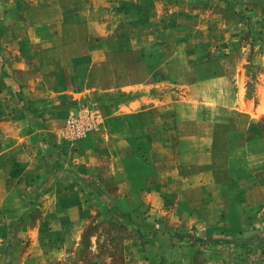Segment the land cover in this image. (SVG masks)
I'll return each instance as SVG.
<instances>
[{
    "label": "rangeland",
    "instance_id": "1",
    "mask_svg": "<svg viewBox=\"0 0 264 264\" xmlns=\"http://www.w3.org/2000/svg\"><path fill=\"white\" fill-rule=\"evenodd\" d=\"M32 1L37 8L48 5L52 10L55 4V15L59 7H66L67 22L60 27L51 20V26H44L51 37L63 36L61 46H55L60 44L56 39L37 40L34 33L36 40L27 48L33 53L24 59L32 69L18 73L29 87L19 90L22 113L32 116L28 128L40 136L33 140L36 163L23 162L18 167L15 160H26L28 155L12 151L5 161L0 160V264H129L132 260L125 249L129 240L153 251L138 264H170L178 257L180 264H208V260L228 264L225 259L239 252L247 254V264H264V251L252 252L254 242L249 236L250 240L204 239L205 247H220L216 252L224 259L221 263L199 250L195 254L194 249L202 245L193 241L192 232L174 239V244L181 243L180 254L166 250L167 236H163V247L152 249L150 242L157 236L148 237L153 221L141 215L132 220L127 215L120 222L106 215L101 205L84 200L83 226L77 237L70 224L81 219L54 217L51 209H57L58 202L47 205L45 214L41 213L46 208L41 212L30 202L33 186L45 188L49 181L44 158L59 166L64 162L63 171L72 176L71 165L84 155L76 142L100 131L106 111L125 100L158 95L166 101L161 110L145 111L152 120L148 124L152 132L156 130V137L163 134L165 140L170 131L197 130L214 131L221 145L232 144L235 137L242 141L256 135L264 140V115L255 118L251 113L253 104H259V114L264 112V0H61V5L59 0ZM40 16L27 9L18 17L23 25H15L19 21L6 25L4 33L24 37L36 28L44 29L32 24ZM26 18L31 20L25 23ZM47 111H51L47 121L57 141L39 130ZM212 113L215 118L209 122L206 115ZM93 115L99 120L92 131L79 139L67 133L69 117L86 122ZM99 140L83 139L84 150L98 154ZM148 156L154 159L153 153ZM232 157L231 153L225 156L230 161ZM99 167L106 175L105 159ZM258 232L256 245L264 239V226Z\"/></svg>",
    "mask_w": 264,
    "mask_h": 264
},
{
    "label": "crops",
    "instance_id": "2",
    "mask_svg": "<svg viewBox=\"0 0 264 264\" xmlns=\"http://www.w3.org/2000/svg\"><path fill=\"white\" fill-rule=\"evenodd\" d=\"M59 1L61 5L62 1ZM31 2L0 0V160L5 161L11 151L14 155L27 153L26 160H15L18 167L23 162L28 163V166L36 163L33 140L40 136H36L34 128H28L30 121H33L30 120L32 116L29 114L27 117L22 113L19 90L26 91L29 87L19 79L18 73L32 69L24 61L33 53L27 49L30 41L56 39L60 44L55 46H61L63 36L53 38L45 27L53 24L51 20H57L60 27L67 22L66 7H59L60 13L55 15V4L52 10L48 5L37 8V2ZM50 5L52 6L51 3ZM27 9L28 13L42 15L40 20H36L37 23L32 24L35 27L45 26L44 29L36 28L33 33L24 34V37L16 33L11 37L6 35L4 27L22 21L18 17L23 16ZM28 20L31 19L26 18L25 23ZM17 24L23 25V22L15 25ZM35 32L37 37L32 39ZM16 58H20L22 62L14 61ZM159 97L157 95L156 98L149 99L141 96L133 101L125 100L115 105L110 112L106 111L100 131H94L76 142L80 154L84 155L71 165L72 176L69 177L63 171V166L67 167L64 162L59 166L53 159L46 161L45 157L43 162L49 181L45 188H40L38 184L33 186L34 197H30L32 205L41 208V212L46 208L41 213L45 214L50 207L47 205L58 202L59 207L51 209L54 217L81 219L79 222L69 223L73 226L72 233L77 237L83 226L84 211L81 206L84 200L90 199L92 203L101 205L106 215L120 219V222L127 215L131 220L138 215L151 219L153 225L148 237L157 235L150 242L152 249L159 248L160 245L163 247V236H167L170 241L166 240V250L169 254L176 250L180 254L181 243L174 244V239L178 240L192 232L193 241L202 245L194 249L195 254L199 250L212 260L220 261L223 257L217 254L216 250L220 249L217 245L205 247L207 241L204 239L209 237H250L254 242L252 252L264 251V239L258 241L257 245L255 241L256 234L264 226V140L261 141L256 135L242 141L235 137L232 144L221 145L215 140L217 134L213 130L202 133L198 132L201 130L170 131V136L167 137L169 141L163 138V134L156 137L157 132H152L150 125V132L148 131V124L152 120L149 121L145 111L153 108L161 110L167 105ZM258 106L259 104H253L251 108L255 118L264 115V112L259 114L258 108L256 109ZM50 112L43 115L44 119L41 120L45 124L42 123L39 130L43 131L45 137L57 141L47 121L51 116ZM206 116L209 122L215 118L213 113ZM158 122L161 123H155ZM87 137L88 140L100 139L99 149L96 148L98 154L91 149L84 150L83 139ZM176 144L180 145L181 150ZM47 152L49 151L46 150ZM179 152L182 153L180 156L177 155ZM152 153L154 159L148 156ZM229 153L233 155L231 161L225 158ZM103 159L107 162L106 175L101 173L102 168L99 167ZM52 169L58 172L50 171ZM101 174L104 175L102 179ZM106 177H112L113 180L109 182L105 180ZM11 190L15 192L16 187ZM125 249L130 255L129 260H132L129 264H138V261L151 257L153 252L146 246H137V242L133 240H129ZM216 255L219 257H215ZM245 255L239 252L235 258L225 259V262L247 264ZM189 259L192 260V253ZM222 261L220 262L223 263ZM207 263L214 264L211 260ZM170 264H180V257L175 262L171 259Z\"/></svg>",
    "mask_w": 264,
    "mask_h": 264
},
{
    "label": "built area",
    "instance_id": "3",
    "mask_svg": "<svg viewBox=\"0 0 264 264\" xmlns=\"http://www.w3.org/2000/svg\"><path fill=\"white\" fill-rule=\"evenodd\" d=\"M98 120L99 118L96 115L89 117L86 122L71 116L66 121L67 133L71 137L79 139L87 132L92 131L96 127Z\"/></svg>",
    "mask_w": 264,
    "mask_h": 264
}]
</instances>
